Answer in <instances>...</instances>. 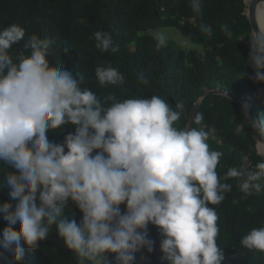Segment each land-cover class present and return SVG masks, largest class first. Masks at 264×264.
Wrapping results in <instances>:
<instances>
[{
    "label": "clouds",
    "instance_id": "9594fccd",
    "mask_svg": "<svg viewBox=\"0 0 264 264\" xmlns=\"http://www.w3.org/2000/svg\"><path fill=\"white\" fill-rule=\"evenodd\" d=\"M188 5L200 14L202 0ZM220 29L232 38L227 23ZM199 30L212 32L203 22ZM25 37L19 24L0 28V165L8 169L0 191L10 189L0 202L6 222L0 264H23L25 246L37 248L53 230L76 264H136L137 253L151 264L155 241L149 225L160 239L159 264H224L219 215L209 204L224 201L233 179L245 198L264 192V152L257 151L262 159L253 167H231L221 177L223 153L211 150L214 130H206L202 113L177 127L185 112L182 101L101 97L84 86L82 72L64 67L59 55L53 58L56 41L50 37L28 33L24 48L13 55ZM90 39L101 53L118 51L107 31H95ZM153 39L162 48L169 37L157 30ZM189 39L181 46H189ZM249 39L252 73L244 76L264 84V26ZM95 79L101 87L125 83L111 66H96ZM257 95L264 96V88ZM69 126L74 130L67 131ZM49 133L64 134L63 139H49ZM239 244L264 253V226L242 235Z\"/></svg>",
    "mask_w": 264,
    "mask_h": 264
},
{
    "label": "trees",
    "instance_id": "16d2710c",
    "mask_svg": "<svg viewBox=\"0 0 264 264\" xmlns=\"http://www.w3.org/2000/svg\"><path fill=\"white\" fill-rule=\"evenodd\" d=\"M246 1L202 0L201 12L196 14L188 0H0V28L19 24L26 29V37L14 46L13 55L24 48L28 33L54 39L53 58L59 55L64 67L82 72L84 86L101 97L158 95L172 105L182 101L185 112L177 127L189 124L199 96L209 91L201 98L197 114H203L206 130H214L208 142L211 150L223 153L217 167L222 177L231 167L250 168L262 159L256 154L259 146L252 124L258 126L264 138V96L257 95V88H264V84H254L244 76L246 71L252 73L247 57L253 29ZM201 22L212 29L211 34L200 32ZM221 23L229 25L232 38L221 31ZM163 27H177L184 38H190L201 49L186 51L170 42L157 48L153 36L145 33ZM95 31L111 33L118 51L97 50L95 40L90 39ZM64 47L71 48L67 54L61 51ZM98 65L117 68L125 76V83L101 87L95 79ZM141 75L147 83L140 79ZM234 97L251 105L249 118ZM73 130L71 126L67 128ZM63 135L49 133V139L59 142ZM7 170L0 165V178ZM228 182L232 190L225 194L224 201L218 206L209 204L219 215L217 243L225 253L224 264H264V253L249 251L239 244L242 235L264 226V192L245 198L234 179ZM9 191L7 187L0 191V202L8 199ZM73 210L79 220L81 213L74 205ZM5 226L6 222L0 218V231ZM148 235L155 241L151 264H159L162 253L157 228L149 225ZM140 255L136 254V264H143ZM23 264H76V261L53 230L37 248L25 246Z\"/></svg>",
    "mask_w": 264,
    "mask_h": 264
},
{
    "label": "water",
    "instance_id": "95a60500",
    "mask_svg": "<svg viewBox=\"0 0 264 264\" xmlns=\"http://www.w3.org/2000/svg\"><path fill=\"white\" fill-rule=\"evenodd\" d=\"M262 1V0H250V3H248V0L246 1V3L248 4V9H247V15L249 17V20L252 24V29H253V33H255L257 30H258V27L261 26L259 21L257 20V4ZM209 91H205L203 92L199 98H198V101L195 103L194 107H193V110H192V113H191V117H190V121H189V124H192L193 120H194V117L195 115H197L198 113V110H199V106H200V100L201 98L206 95ZM213 92H216V93H225L224 91L222 90H213ZM234 100L236 102L239 103L240 107L242 108V110L244 111L242 105H241V100L237 99L234 97ZM188 124V125H189ZM194 126V125H193ZM253 127V126H252ZM253 131H254V136L257 140V146H258V141H262L264 142V138L260 135L259 131L257 129H255L253 127ZM259 150V149H258Z\"/></svg>",
    "mask_w": 264,
    "mask_h": 264
},
{
    "label": "rangeland",
    "instance_id": "374dc122",
    "mask_svg": "<svg viewBox=\"0 0 264 264\" xmlns=\"http://www.w3.org/2000/svg\"><path fill=\"white\" fill-rule=\"evenodd\" d=\"M248 3H250V0H248ZM157 30H160V31H164L167 33L169 39H168V42L174 44L177 48L179 49H184L186 51H190L192 49H201L200 45L198 44H195L191 41H189V46H186V47H182L181 44H180V41H183L185 38L183 37L181 31L177 28V27H163V28H156V29H151L149 30L148 32H146L145 34H148L150 36H153V33ZM246 40V38H244ZM247 104L248 106V110H247V117H248V111L249 109H251V105L249 103H246L244 101H241V105L244 109V105ZM245 112V111H244ZM249 118V117H248ZM252 126L259 130L258 126L255 125V124H252ZM259 142V141H258ZM261 152V151H260Z\"/></svg>",
    "mask_w": 264,
    "mask_h": 264
},
{
    "label": "bare ground",
    "instance_id": "6f19581e",
    "mask_svg": "<svg viewBox=\"0 0 264 264\" xmlns=\"http://www.w3.org/2000/svg\"><path fill=\"white\" fill-rule=\"evenodd\" d=\"M257 20L259 21L261 26H264V0L260 1L257 4ZM258 146V149L260 148V150L264 152V142L259 141Z\"/></svg>",
    "mask_w": 264,
    "mask_h": 264
}]
</instances>
